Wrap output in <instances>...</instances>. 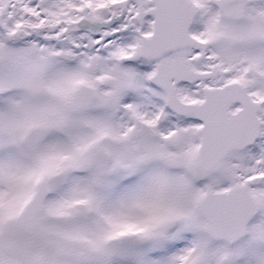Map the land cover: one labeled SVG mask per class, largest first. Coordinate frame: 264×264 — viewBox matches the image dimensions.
I'll return each instance as SVG.
<instances>
[{
  "label": "snow or ice",
  "instance_id": "1",
  "mask_svg": "<svg viewBox=\"0 0 264 264\" xmlns=\"http://www.w3.org/2000/svg\"><path fill=\"white\" fill-rule=\"evenodd\" d=\"M0 264H264V0H0Z\"/></svg>",
  "mask_w": 264,
  "mask_h": 264
}]
</instances>
